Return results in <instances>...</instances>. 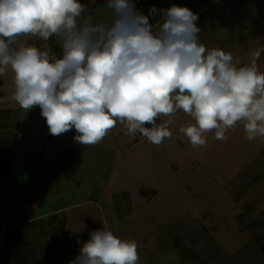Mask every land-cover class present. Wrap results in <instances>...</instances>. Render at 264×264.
Listing matches in <instances>:
<instances>
[{"label": "rangeland", "instance_id": "374dc122", "mask_svg": "<svg viewBox=\"0 0 264 264\" xmlns=\"http://www.w3.org/2000/svg\"><path fill=\"white\" fill-rule=\"evenodd\" d=\"M49 1L61 19L54 29L44 31L35 23L31 32L0 34V264H10L13 252L3 247L7 220L10 225L65 204L68 226L87 264H138L142 261L128 260L126 251H138L137 239L143 236L146 246L151 241L159 249L168 245L147 263L171 264L169 259L186 241L184 226L193 219L227 257L243 250L244 262L256 259L262 245L258 248L252 227H241L236 216L244 201L249 204L246 222H264V183L259 182L264 177L252 187L263 194L251 203L248 195L232 200L228 184L264 145V104L259 111L247 106L248 92L238 93L244 104L240 111L210 104L209 91L194 81L192 72L185 83L178 84L177 71L166 72V81H160L161 59L156 54L143 59L127 48L105 54L108 45L94 50L97 38L90 39L95 30L88 15L97 1ZM6 7L7 1L0 0V13ZM50 11L53 15L51 6ZM82 43L92 45L89 58ZM60 52L71 57L49 69ZM22 95L31 96V102L41 106L39 112H48L51 119H32L34 110L25 107ZM58 114L68 122L60 121L65 125L52 137L49 128ZM150 118L155 125L145 129L144 121ZM91 186L98 193L97 206L83 201ZM122 191L128 192V200L119 197ZM55 194L65 200L58 201ZM60 217L48 215L41 231L28 228L34 233L28 242H41L43 248L50 235L76 251ZM175 221L179 223L170 228ZM258 232L263 243L264 229ZM184 252L188 262L190 254ZM93 256L96 262L89 261Z\"/></svg>", "mask_w": 264, "mask_h": 264}, {"label": "crops", "instance_id": "0c3cea01", "mask_svg": "<svg viewBox=\"0 0 264 264\" xmlns=\"http://www.w3.org/2000/svg\"><path fill=\"white\" fill-rule=\"evenodd\" d=\"M96 1L97 4L92 8V13L88 15L91 26L93 30H95V34L89 30L91 35L90 39L94 40L95 37L97 38L96 41L92 40L94 50L101 51L104 46L121 43L123 45L121 50L127 48V51L133 56L141 53L143 59H145L152 54H156L161 59V67L158 68L159 72H161L160 81H166V72L170 73L177 71L180 74L179 78H177L178 84H180V82L185 83L191 77L192 74L190 72H192L196 76L194 81L197 83L201 82L207 91H209L208 84L210 83L213 73L219 69L223 63H232L238 67L242 76V84L238 93L243 94V92H248L246 95L243 94L246 96L245 102L247 106L253 109L256 107L255 110L257 111H259V107H263L264 3L262 1ZM50 6L53 15L57 17L60 23L61 19L59 12L56 9H52V2H50ZM81 46L85 48L84 56L87 58L90 53L89 49L92 45L82 43ZM56 50L58 51V49ZM63 54L61 52L59 54L55 53L57 62L52 68L59 65L63 57L71 55L69 52H63ZM70 57L71 56H69V58ZM194 81H191V83ZM0 93H2V91ZM255 97H258L261 101L260 105H257L254 101L256 100ZM56 99L57 98H52L50 101L53 100L55 102ZM23 104L25 107L28 106L30 109L34 110L32 111L34 115L28 110H20L22 115H32V119L34 118L39 122H44L47 118L51 119V115L48 112H39L38 109L41 106H38V103L35 101H28L25 103L23 101ZM2 109L3 111L7 109L11 110V108L7 107ZM58 116L59 114L54 118L49 128L52 130L50 132L52 137L58 135L65 125V123L60 121L64 120L68 122L67 118L63 119L62 116ZM86 191L83 201H89L97 206L99 199L95 188L92 187L89 191ZM54 198L58 199V201L65 200V196L59 194H55ZM67 207V204L58 205L47 211L34 213L25 218H18L10 225H8L7 220V223L3 224L5 229L4 232H2V236L4 234L3 247L6 248L7 246L6 250L8 252L10 250L14 251V249L25 251L27 247H29L31 251L42 249V247H40L41 242H28L33 238L34 233H25L27 237H25L26 240L24 241L22 240L24 234L20 235L22 232L16 234L15 230L20 226H28L26 227L27 229L31 228L33 230V228H38L39 231H41L43 224L45 225L47 220H49L47 218L48 215L50 216L54 213L56 215L60 214V219L63 217L65 222V227L63 225V229L70 231L69 240L74 241L75 250L80 256L82 264H87L85 251L82 252L76 234L68 226L69 214L65 211ZM118 220L119 219L115 220V222ZM30 222H32V225H30ZM50 222H53V220ZM131 226H133V221ZM71 232L74 235V240L71 239ZM135 236L140 237L139 235ZM145 237L146 236H143L137 239L138 251H126L128 260L136 258L142 261L138 264H148L147 259L151 261L157 253L161 252L162 248L168 247L167 244H161L162 248L159 249L153 241L148 244L149 246H146L147 239ZM6 239L8 242H5ZM259 244L264 247V242ZM37 245L38 247H35ZM260 258L264 260L261 256ZM262 260L260 264H264ZM89 261L96 262L97 259L93 256ZM168 262L171 264L182 263L176 255V252L172 260L169 259ZM150 264L157 263L151 262Z\"/></svg>", "mask_w": 264, "mask_h": 264}, {"label": "trees", "instance_id": "16d2710c", "mask_svg": "<svg viewBox=\"0 0 264 264\" xmlns=\"http://www.w3.org/2000/svg\"><path fill=\"white\" fill-rule=\"evenodd\" d=\"M6 1L7 7L3 9L2 13H0V34L19 35L25 32H31L32 26L35 23L42 24L44 31H49V29H54L57 26L55 23H57L58 19L55 15H51L49 2L46 0ZM259 1L264 3V0ZM37 12L45 13L47 15L38 16ZM35 44L38 45L39 41L35 42ZM54 57L56 59L57 56ZM53 65L54 64H49V69L52 68ZM234 95L237 97L238 92ZM22 101H24V103L31 101V97L29 95H22ZM144 122L146 125L145 129H152L155 125L152 118L145 120ZM261 176L264 177V146L257 151L254 158L250 160L244 170L239 171L232 179H230L228 184L229 187L231 186L229 192L230 198L234 201H239L244 200L245 195H248L249 203L254 202L256 198L263 194H257L255 190L252 189L256 180ZM259 182L262 185L264 183L263 181L261 182L260 179ZM118 194L121 199L124 198L128 200L129 195L127 191H122ZM248 206V203L244 201L242 202V209L236 216V220L241 227H252V233L253 235L255 234L256 243L259 244V240L263 239L262 233L258 232V229H264V222L255 224L256 221H251L250 223H247L246 217L248 216L247 214H249ZM262 219L264 220V215ZM245 222L247 224H245ZM178 223L179 222L173 223L172 225H169V227H175ZM59 224L60 226L63 225L62 223ZM26 227L20 226L17 228V230H19L18 232H22L20 235L24 234V237H22V240L24 241L26 240L25 237H27L25 233L28 232ZM49 231L55 232L56 230L51 228ZM165 234L166 236L170 235L167 231ZM182 235L186 241L181 247L178 246L176 249V255L182 262L181 264H260V261L262 260L260 256L264 259V251L262 250L264 247H260V244L258 245V248H260L257 251L258 257L249 260V262H244L241 258V255L244 252L243 250L242 252L240 250L235 253V255H229V257H227L221 246L208 236L206 229L197 219H193L190 224L184 226ZM178 237L179 236L176 235L175 238ZM185 249H187L186 255L190 254L187 258V260H189L188 262H185ZM9 255L11 260L10 264H82L81 258L76 251L67 248L65 245H60V243L50 235L47 243H45L40 250L22 251L18 249V251H13ZM262 262H264V260H262Z\"/></svg>", "mask_w": 264, "mask_h": 264}, {"label": "built area", "instance_id": "2783aa9c", "mask_svg": "<svg viewBox=\"0 0 264 264\" xmlns=\"http://www.w3.org/2000/svg\"><path fill=\"white\" fill-rule=\"evenodd\" d=\"M121 43H114L109 45L105 49V54H113L122 49ZM242 84V76L238 67L232 63H223V65L217 69L210 80L209 94L207 95V101L209 103L220 104L222 106L230 105L234 111H240L244 108V104L241 103L234 95L239 92Z\"/></svg>", "mask_w": 264, "mask_h": 264}]
</instances>
